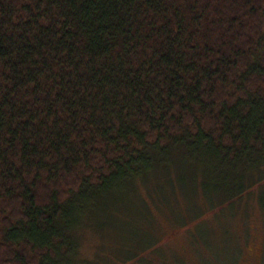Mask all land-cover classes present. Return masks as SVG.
<instances>
[{
	"label": "trees",
	"instance_id": "1",
	"mask_svg": "<svg viewBox=\"0 0 264 264\" xmlns=\"http://www.w3.org/2000/svg\"><path fill=\"white\" fill-rule=\"evenodd\" d=\"M186 148L239 174L225 203L264 182V0H0V264L64 261L85 196Z\"/></svg>",
	"mask_w": 264,
	"mask_h": 264
},
{
	"label": "rangeland",
	"instance_id": "2",
	"mask_svg": "<svg viewBox=\"0 0 264 264\" xmlns=\"http://www.w3.org/2000/svg\"><path fill=\"white\" fill-rule=\"evenodd\" d=\"M261 158L263 161L264 156ZM160 162L164 166L154 175L157 179L160 174L170 177L164 184L155 182V191L140 188L135 192L124 186L103 194L99 203L97 197L85 196L89 221L81 223L71 239L74 251L64 261L51 264H134L141 259L145 263L152 259L154 264H264L263 181L251 186L242 199L225 203L220 196L232 191V178L239 174L215 172L214 163L188 148L182 154L173 152L170 159L145 158L142 167L151 170ZM145 180L153 183L152 176ZM143 203L149 207L145 211L149 220L143 218ZM210 228L214 253L199 252L195 244L198 238L188 232L196 230L210 249ZM136 240L143 245L139 257L129 262L118 260L127 257L130 250L126 248L131 249Z\"/></svg>",
	"mask_w": 264,
	"mask_h": 264
}]
</instances>
